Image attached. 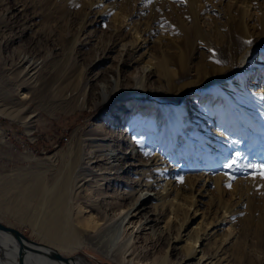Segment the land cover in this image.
Returning a JSON list of instances; mask_svg holds the SVG:
<instances>
[{
  "label": "rangeland",
  "instance_id": "1",
  "mask_svg": "<svg viewBox=\"0 0 264 264\" xmlns=\"http://www.w3.org/2000/svg\"><path fill=\"white\" fill-rule=\"evenodd\" d=\"M253 1L245 8L241 0H0V109L15 114L11 119L0 113V185L20 170L21 183L39 173L44 189L72 168L73 153L85 149L87 139L110 142L126 133L123 143L132 138L138 149L163 152L166 167L174 169L170 176L190 186L187 193L207 184L215 194L212 205L228 209L220 229L231 232L229 239L242 234L251 264H264V244L252 234L264 233V176L247 167L264 164V95L254 94L264 89V0ZM113 13L119 16L125 42L133 28L151 37L149 53L166 59L168 76H144L138 83L145 61L134 63L131 56L120 54L121 43L111 48ZM50 69L54 71L48 74ZM112 80H119L121 96L114 93L103 101L100 89ZM139 85V92L123 96ZM24 93L27 97H21ZM194 105L199 108L190 116L202 119L197 129L210 122L209 133L217 130L226 137L218 139L227 145L222 161L211 166L213 160H206L207 173L221 174L218 190L208 176H198L196 164L181 156L187 154L186 141L173 136L162 110L171 115ZM146 137L157 141L147 143ZM233 157L236 164L224 168ZM189 175H196L193 185ZM126 177L116 179H121L119 185L106 186L108 216L118 206L121 215L129 210L120 234L126 250L122 262L107 256L91 238L61 256L78 264H155L169 255L170 248L143 226L128 201H120ZM201 201L198 213L214 216L210 201ZM26 202L9 191L0 200V221L39 242L31 219L36 199ZM182 217L179 210L178 220Z\"/></svg>",
  "mask_w": 264,
  "mask_h": 264
},
{
  "label": "bare ground",
  "instance_id": "2",
  "mask_svg": "<svg viewBox=\"0 0 264 264\" xmlns=\"http://www.w3.org/2000/svg\"><path fill=\"white\" fill-rule=\"evenodd\" d=\"M241 1L245 4V8L255 3L253 0ZM243 10L247 16V9L243 8ZM112 19V26L115 29L111 48L121 43L120 54L131 56L134 63L145 61L138 83L141 84L144 76H154V74L159 77L168 76L166 59L157 58L149 53L147 46L153 41L151 37L146 39L133 28L131 39L125 42L123 38L125 35H122L121 29L117 26L119 16L113 13ZM260 21L264 25V14ZM243 22L244 18L241 17L239 23ZM124 23L127 25V21L124 20ZM139 51L142 52L136 58L135 54ZM150 68L155 72L150 71ZM53 71L50 69L47 73ZM34 73H31L30 77ZM59 74L56 72L54 76L57 78ZM118 84L119 80H112L106 85L107 88L101 87L103 101L114 93L115 96H121ZM139 87L140 85L134 91H126L123 96L139 92ZM254 94L264 95V89L256 90ZM21 97L27 95L24 93ZM198 106H191L189 110H173L175 113L171 115L166 110H162L166 117L167 128L173 131V136H179L181 140L186 141L187 154L181 156L189 158V162L196 164L197 170L201 173L198 176L203 174L208 176L218 190L216 184L221 174H209L205 167L208 168L210 165L207 162L208 157L213 160L211 166L222 161L226 155L227 145L220 143L221 140L218 139L226 137L217 130L209 133L210 122L207 123V128L197 129L202 119L196 121L190 114L195 113ZM0 113L11 119L15 117L14 110L6 111L5 107L0 109ZM230 115L232 117L231 111ZM186 125L188 128L185 130ZM125 135L126 133H123L114 137L110 142L102 137L87 139L89 141L84 143L85 149L78 148L73 153L70 163L72 168H67L62 176L48 182L44 189L39 173H36L32 180L21 183L22 171L17 170L9 177L6 184L0 185V200L3 201L9 191L14 193V197L26 199L28 204L36 199V207L32 211L34 217H31L33 234L39 242L46 244L58 254L83 247L85 240L91 238L96 247L104 249L107 256L121 263V256H124L126 250L125 245L120 243V234L126 224L129 210L121 215L122 206H118V212L113 217L108 216L106 209L110 204L106 201V186H110L111 183L119 185L121 179L119 181L116 179L127 174L125 188L119 193L120 201L127 200V205L133 209L132 212L140 215L143 226H148L161 245L165 243L166 248H170L169 255L162 256L155 264H251L249 250L241 245L242 234L239 233L238 236L229 239L231 232L220 229L222 222L227 221L225 214L228 209L215 203L212 205L215 194L211 189L206 188L208 185L187 193L190 186L181 182V177L170 176L174 169L170 170L166 167L163 152L153 154L149 153V150L143 151L142 147L138 149L132 138L131 141L127 140L123 143ZM144 139L147 143L157 141L151 137ZM186 178L191 179L192 185L197 180L196 175H189ZM202 198L210 201L214 216L211 217L202 211L198 213L200 208L197 207L202 203ZM179 210H183V217L178 220ZM117 216L119 218L116 220ZM197 218L199 221L194 224ZM252 234L257 242L264 244L263 231L253 230ZM174 250L176 253L173 252ZM18 253L13 237L0 232V264H18ZM173 255L174 262L171 260ZM67 259V264H78L76 260ZM191 259L195 262L189 263ZM23 264L60 263L41 254H26Z\"/></svg>",
  "mask_w": 264,
  "mask_h": 264
},
{
  "label": "water",
  "instance_id": "3",
  "mask_svg": "<svg viewBox=\"0 0 264 264\" xmlns=\"http://www.w3.org/2000/svg\"><path fill=\"white\" fill-rule=\"evenodd\" d=\"M0 232L13 237L19 252L18 264H23L26 254H41L60 264H67L68 262L67 258L61 256L53 249L49 248L46 244L30 238L18 228L8 225L2 221H0Z\"/></svg>",
  "mask_w": 264,
  "mask_h": 264
},
{
  "label": "snow or ice",
  "instance_id": "4",
  "mask_svg": "<svg viewBox=\"0 0 264 264\" xmlns=\"http://www.w3.org/2000/svg\"><path fill=\"white\" fill-rule=\"evenodd\" d=\"M215 62L220 63V61H218V60ZM145 154L147 155L148 153H145ZM235 155L238 157L240 154L236 153ZM236 162H237L236 158L233 157L230 161H226L223 164V167L224 168H232L236 164ZM247 167L257 169L259 171L260 175L264 176V164H249V165H247Z\"/></svg>",
  "mask_w": 264,
  "mask_h": 264
}]
</instances>
